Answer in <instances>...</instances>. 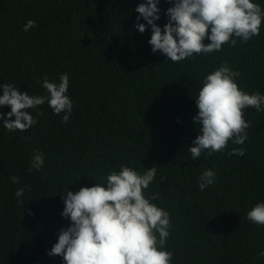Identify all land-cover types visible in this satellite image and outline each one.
<instances>
[{
    "label": "trees",
    "instance_id": "obj_1",
    "mask_svg": "<svg viewBox=\"0 0 264 264\" xmlns=\"http://www.w3.org/2000/svg\"><path fill=\"white\" fill-rule=\"evenodd\" d=\"M144 2L0 0V85L47 95L44 77L58 83L68 74L73 102L67 124L47 102L38 109L43 115L28 110L38 123L27 131L9 132L0 121V264H64L48 255L71 223L62 216L63 193L104 183L120 165L141 174L157 166L150 189L162 191L154 202L170 213L172 264H264V226L247 219L264 202V112L245 110L251 127L243 145L229 141L224 153H202L198 161L187 150L199 130L195 98L224 61L241 73V90L264 94V23L247 43L172 63L153 53L146 21H139L144 33L134 27ZM253 2L264 8V0ZM172 6L160 0L161 28ZM28 20L37 27L25 32ZM234 147L245 155L228 156ZM37 151L45 154L44 167L29 173ZM204 169L217 180L201 192ZM20 188L23 204L15 196Z\"/></svg>",
    "mask_w": 264,
    "mask_h": 264
},
{
    "label": "clouds",
    "instance_id": "obj_2",
    "mask_svg": "<svg viewBox=\"0 0 264 264\" xmlns=\"http://www.w3.org/2000/svg\"><path fill=\"white\" fill-rule=\"evenodd\" d=\"M167 2L173 6L166 11L169 19L163 28L156 23L161 19L160 0H146L136 7L139 15L134 27L144 33L146 25L139 21H146L152 30L149 44L153 53H161L172 63L220 52L224 45L234 48L238 41L247 43L260 35L264 23V8L253 0ZM34 27H37L36 21L28 20L23 31ZM205 39L211 43L205 44ZM240 76L227 61L205 76L195 98L199 111L193 122L199 129L198 136L187 147L193 161H198L202 153L208 157L224 153L229 141L243 145L249 139L251 127L245 110L254 108L256 112H264V94L241 90L237 83ZM69 84L68 74L60 75L58 83L44 77L41 87L47 95L22 93L10 83L0 85V108H11L7 114L0 112L3 127L9 132L27 131L38 123L28 110H37V115H43L38 109L46 102L55 114L65 113L62 119L67 124L73 110V102L67 95ZM245 151L243 147H234L226 154L243 157ZM44 158V153L35 152L29 173L41 171ZM156 176V165L142 174L120 165L119 171H110L104 183L83 187L78 192L67 189L63 193L62 216L71 223L60 231L58 242L48 255L61 256L64 264H172L174 253L166 250L172 235L170 213L154 202L161 199L162 191L150 189ZM9 178L19 183L16 176ZM216 180L214 170L204 169L198 179L200 191L214 185ZM23 195V188L15 193L21 204ZM247 219L264 226V202L255 204L248 211ZM259 255L264 256V252Z\"/></svg>",
    "mask_w": 264,
    "mask_h": 264
}]
</instances>
